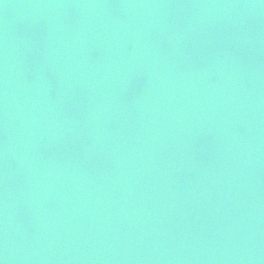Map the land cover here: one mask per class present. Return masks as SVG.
Returning <instances> with one entry per match:
<instances>
[{"label": "water", "instance_id": "95a60500", "mask_svg": "<svg viewBox=\"0 0 264 264\" xmlns=\"http://www.w3.org/2000/svg\"><path fill=\"white\" fill-rule=\"evenodd\" d=\"M2 264H264V0H0Z\"/></svg>", "mask_w": 264, "mask_h": 264}, {"label": "snow or ice", "instance_id": "6c2138e0", "mask_svg": "<svg viewBox=\"0 0 264 264\" xmlns=\"http://www.w3.org/2000/svg\"><path fill=\"white\" fill-rule=\"evenodd\" d=\"M0 264H2V262H0Z\"/></svg>", "mask_w": 264, "mask_h": 264}]
</instances>
